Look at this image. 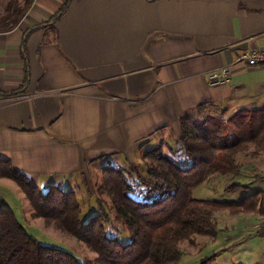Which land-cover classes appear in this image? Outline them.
<instances>
[{"label": "crops", "instance_id": "0c3cea01", "mask_svg": "<svg viewBox=\"0 0 264 264\" xmlns=\"http://www.w3.org/2000/svg\"><path fill=\"white\" fill-rule=\"evenodd\" d=\"M64 1L34 0L0 30V160L42 190L74 189L96 165L170 149L185 114L264 104L245 92L264 65L237 62L264 48V0H70L56 15ZM224 65L230 80L209 86ZM8 180L1 198L11 197Z\"/></svg>", "mask_w": 264, "mask_h": 264}, {"label": "trees", "instance_id": "16d2710c", "mask_svg": "<svg viewBox=\"0 0 264 264\" xmlns=\"http://www.w3.org/2000/svg\"><path fill=\"white\" fill-rule=\"evenodd\" d=\"M34 0H7L0 12V30L15 27ZM65 0L56 15H61ZM223 117L185 114L179 119V149L182 165L174 155L160 148L142 155L144 170L104 164L99 190L109 195L115 215L129 235L123 241L104 227L105 209L87 221L74 189L48 184L42 190L29 176L0 160V178L14 181L25 194L32 217L43 219L59 231L84 243L96 256L81 261L72 252L40 242L18 220L13 207L0 200V264H177L181 243L195 242V236L217 234L215 214L256 213L264 217L263 192L231 184L226 191L240 193L238 199L196 198L195 187L215 173H239L238 154L264 144V104ZM105 211V212H104ZM262 234V233H257ZM119 237V238H118ZM215 255L205 257L207 264ZM242 264V263H241Z\"/></svg>", "mask_w": 264, "mask_h": 264}, {"label": "rangeland", "instance_id": "374dc122", "mask_svg": "<svg viewBox=\"0 0 264 264\" xmlns=\"http://www.w3.org/2000/svg\"><path fill=\"white\" fill-rule=\"evenodd\" d=\"M6 1L0 0V11H2ZM245 87V92L258 95V105L264 102V74L251 75ZM244 110V108L238 109L235 114ZM212 113V115L219 114L217 110H213ZM232 114H234V111H231L230 114L226 112L223 117H229ZM167 139L171 142L172 147L169 146L170 149L166 146H156L154 148H160L167 154H173V157L178 159L182 165H186L182 160L178 136L170 135ZM143 154H141V158ZM237 160L243 166L239 173H215L195 187L192 195L196 198L238 199L241 194L226 191V187L240 183L247 185L249 191L262 190L264 200V144L257 147L251 146L247 151L238 154ZM132 166H136L138 171L147 177L142 159L132 165L122 164L117 167L131 169ZM102 179L101 168L96 165L90 168L87 179H84V181L78 179L77 186L74 185L75 195L82 208L81 220L87 221L91 216L100 214L105 209L107 216L104 227L106 231L119 236L123 241H127L129 240L128 232L122 220L116 217L109 195L98 189ZM7 182L9 184L7 189L10 191L11 197L1 198L0 196V200L8 201L13 207L18 220L29 233L44 244L72 252L81 261L95 258L96 254L90 251L84 243L59 231L52 225H46L43 219L32 217V211L25 194L14 181L8 180ZM23 200H25V203H23ZM240 214L232 215L226 211L216 212L217 234L213 237L195 236L194 243L183 241L180 246L182 255L177 264H199L203 258L213 254L215 258L207 264H264V234H257L264 231V226L260 222L262 216L254 213L251 215L252 218L247 219L248 223L247 220L246 222L240 221L239 217L242 218V214Z\"/></svg>", "mask_w": 264, "mask_h": 264}, {"label": "built area", "instance_id": "2783aa9c", "mask_svg": "<svg viewBox=\"0 0 264 264\" xmlns=\"http://www.w3.org/2000/svg\"><path fill=\"white\" fill-rule=\"evenodd\" d=\"M237 62H241L250 66L264 65V48H251L242 52ZM231 71L229 66H221L210 71L207 75L209 86H219L230 80Z\"/></svg>", "mask_w": 264, "mask_h": 264}]
</instances>
